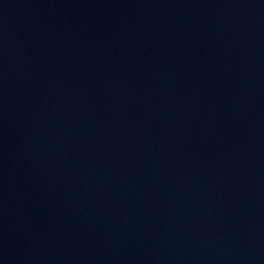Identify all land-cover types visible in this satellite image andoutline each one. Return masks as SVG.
I'll return each instance as SVG.
<instances>
[{"label": "water", "instance_id": "95a60500", "mask_svg": "<svg viewBox=\"0 0 264 264\" xmlns=\"http://www.w3.org/2000/svg\"><path fill=\"white\" fill-rule=\"evenodd\" d=\"M0 264H264V0H0Z\"/></svg>", "mask_w": 264, "mask_h": 264}]
</instances>
